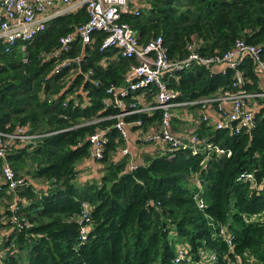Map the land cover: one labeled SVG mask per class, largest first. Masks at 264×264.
Segmentation results:
<instances>
[{
  "label": "trees",
  "instance_id": "16d2710c",
  "mask_svg": "<svg viewBox=\"0 0 264 264\" xmlns=\"http://www.w3.org/2000/svg\"><path fill=\"white\" fill-rule=\"evenodd\" d=\"M87 19L83 7L63 13L24 49L21 41L0 47V138L16 175L27 182L14 192L0 181V241L9 247L0 264H173L179 243L210 248L219 257L216 264L238 257L243 264H264V104L257 107L253 126L238 133L196 125L204 144L229 154L204 144L198 152L159 148L137 154L131 168L129 156L120 154L126 142L114 127L120 108L107 104L114 98L107 89L125 86L126 73L138 60L121 56L116 46L100 50L102 31L93 32L92 43L74 41L54 55L59 38ZM119 20L132 26L140 45L161 36L171 58H186L192 40L203 56L222 55L241 38L264 45V0H130ZM65 58L70 64L55 70ZM221 69L193 63L168 70L166 79L183 99L199 98L230 85L234 72ZM240 69L242 86L261 90L263 79L251 57ZM155 90L148 87L144 99ZM135 94L118 96L139 105ZM160 112L133 113L125 121L140 119L145 129L159 122ZM21 127L37 138L15 139ZM98 130L108 138L103 154L93 166L82 165L91 160L90 136ZM247 172L262 189L251 186ZM195 173L201 190L192 182ZM198 191L203 207L195 199ZM220 225L230 243L217 235Z\"/></svg>",
  "mask_w": 264,
  "mask_h": 264
},
{
  "label": "built area",
  "instance_id": "2783aa9c",
  "mask_svg": "<svg viewBox=\"0 0 264 264\" xmlns=\"http://www.w3.org/2000/svg\"><path fill=\"white\" fill-rule=\"evenodd\" d=\"M84 8L87 12V21L79 24L73 32L62 35L59 48L54 55L59 52L68 51L74 41H79L82 45L92 43V34L95 31L104 32L100 43V50L116 46L120 49L121 56H134L138 63L131 65L126 73L125 86L117 89L109 88L107 93H114L113 100L108 103H115L120 110L114 114L116 121L114 127L118 130L125 144L120 148V154L129 156L131 168L137 164V160L132 157L128 140L132 124L137 125L139 139L149 145H157L165 151L173 152L180 148L190 147L193 152H198L202 144L197 136L196 125L200 122L209 124L215 128H229L238 133L244 127H251L254 124V113L264 100V45L252 44L244 39H238L231 48L224 51L222 55H201L196 51V42H188L189 53L186 58H171L167 53L161 36H155L148 43L140 45L136 31L127 22L119 20L120 13L129 11L130 0H0V47L4 49L15 45L21 41V49H24L26 42L30 41L37 32L43 30L48 22L55 16L63 13L74 12L79 8ZM249 56L254 62V71L263 79L261 90H246L242 85L245 83L244 71L240 69L244 58ZM74 60H78L75 58ZM71 59L65 58L54 67L60 69L68 64ZM193 63L202 65L219 66L222 72L226 68L232 69L234 78L230 85L224 87L212 95H205L199 98L183 99V92L167 83L166 72L168 70L186 69ZM155 87V94L150 101L144 100L146 89L150 86ZM136 102L126 104L118 96H126L131 93ZM139 94L144 95L140 100ZM183 110L182 113H177ZM155 110L161 111L159 122L151 124L148 128H143L142 120L137 119L132 122L125 121L126 116L133 113H152ZM192 110L193 114L187 112ZM187 112V113H186ZM181 117L190 120V127L187 133L177 131L173 128V120ZM15 139L30 142L37 138L36 134L26 133V129L21 127L16 134L12 135ZM104 130H98L90 136V159L96 160L103 154L104 143L107 141ZM210 150L219 153H227L219 146L207 143ZM203 147V146H202ZM6 141L0 138V159L2 182L7 189L16 192L18 187H22L27 182L22 177L16 175L10 161L6 158ZM251 186L262 189L263 186L254 181L251 172L245 174ZM192 182L199 186L201 190L200 178L197 173L193 174ZM195 199L200 207L204 202L200 198L199 191L195 193ZM86 217V213L83 214ZM15 218H13L14 220ZM86 226L80 229L81 237H85ZM217 235L231 242L230 235L225 225H220ZM8 246L0 247V259L6 256ZM173 258V264H216L218 261L217 253L210 248L186 245L179 243ZM230 264H243L240 257L233 260ZM248 264V263H247Z\"/></svg>",
  "mask_w": 264,
  "mask_h": 264
},
{
  "label": "crops",
  "instance_id": "0c3cea01",
  "mask_svg": "<svg viewBox=\"0 0 264 264\" xmlns=\"http://www.w3.org/2000/svg\"><path fill=\"white\" fill-rule=\"evenodd\" d=\"M139 96H140V100H142L144 95L139 94ZM144 98H145V96H144ZM150 99H152V98H150ZM146 101H150V100H146ZM181 111L184 112L183 110H181ZM181 111L177 109V113H182ZM187 112H190L191 114H193L192 110H188ZM189 127H190V120L188 121V119L184 120L183 118L181 119V117H176L173 120V128L176 129L177 131L187 133L189 130ZM129 130H130V136H129L128 144H129V148L132 152V156H134L133 157L134 160H138L137 154H142V155H144L146 153L150 154L151 152H155L157 149H159L157 147V145H154V144H152L151 146L150 145L147 146V144H143L140 141V139L138 138L139 137V131L136 128H134L133 126ZM86 163L89 165H92V166L94 165V162L92 160H84L82 162V165L87 166ZM94 169L95 168H93V171H92L93 173L91 172V174L95 173ZM0 181H2L1 174H0ZM2 231H4V229H2ZM0 245H1L0 247H2L4 244H2V242L0 241Z\"/></svg>",
  "mask_w": 264,
  "mask_h": 264
},
{
  "label": "rangeland",
  "instance_id": "374dc122",
  "mask_svg": "<svg viewBox=\"0 0 264 264\" xmlns=\"http://www.w3.org/2000/svg\"><path fill=\"white\" fill-rule=\"evenodd\" d=\"M142 1H144V0H142ZM146 1H147V0H146ZM82 162H83V161H82ZM83 164H84V163H83ZM5 230H7V228H5L4 231H5Z\"/></svg>",
  "mask_w": 264,
  "mask_h": 264
}]
</instances>
